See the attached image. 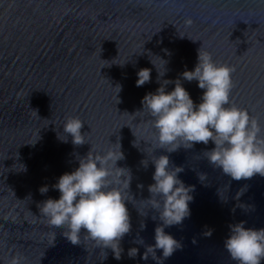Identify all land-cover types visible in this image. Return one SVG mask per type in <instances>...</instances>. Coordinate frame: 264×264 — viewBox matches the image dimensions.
Wrapping results in <instances>:
<instances>
[{"label": "water", "instance_id": "95a60500", "mask_svg": "<svg viewBox=\"0 0 264 264\" xmlns=\"http://www.w3.org/2000/svg\"><path fill=\"white\" fill-rule=\"evenodd\" d=\"M201 47L218 66L234 69L231 103L264 127V0H0V264L17 254L22 264H236L224 240L229 225L241 221L264 229V177L224 175L204 153L211 142L161 149L141 103L162 86L173 91L184 71H194ZM144 68L151 82L136 87ZM182 85L194 104L202 102L197 81ZM68 117L85 122L87 144L58 139H65ZM117 143L125 157L117 167L132 176L130 189L121 186L132 231L119 260L83 232L73 245L38 208L59 199L52 186L92 146L103 154L118 151ZM160 155L184 169L178 178L194 187L193 201L190 217L165 229L180 249L165 260L158 250L145 261L160 224L148 191L151 161ZM131 248L139 249L135 258Z\"/></svg>", "mask_w": 264, "mask_h": 264}, {"label": "clouds", "instance_id": "9594fccd", "mask_svg": "<svg viewBox=\"0 0 264 264\" xmlns=\"http://www.w3.org/2000/svg\"><path fill=\"white\" fill-rule=\"evenodd\" d=\"M233 72L234 69L227 65L218 66L211 54L201 47L194 71H184L181 79L175 81L173 91L167 92L162 86L155 93L146 94L141 103L143 111L147 110L152 117L161 149L172 153L180 149L181 142L190 148L196 144L207 146L211 142L215 147L204 152L211 165L234 181L251 180L257 175L264 177V127L247 110L231 103ZM137 76L136 87H142L151 82V69H141ZM182 81L198 82L203 90L201 103L194 104ZM84 126L85 122L78 117H68L63 125L65 139L59 135L58 139L67 143L71 136L74 146L87 144L89 133H82ZM115 145L118 151L110 149L103 154L94 152L92 146L89 153L79 159V167L63 174L52 186L60 193L59 199L49 198L38 208L48 224L63 229L64 238L73 245L80 244L83 232L97 247L111 249L114 258L119 260L123 251L121 241L132 231L128 201L121 186L130 189L132 176L128 169L117 167V162L125 157L121 145ZM151 162L155 172L154 183L148 187L149 201L159 212L160 224L154 230V245L147 246L143 254L145 261L158 250L165 260L180 249V242L165 229L181 225L190 217L189 205L194 191V187L186 186L178 178L184 169L174 167L168 155L155 157ZM141 163L148 167L146 160ZM125 172L129 173L127 177ZM203 175H199L200 181ZM48 191V186L39 189L41 195ZM245 225V221L229 225L224 248L236 264H264V229L246 228ZM134 242L143 244L142 239ZM138 254L137 248L128 250L129 258ZM22 260L17 254L8 264H22Z\"/></svg>", "mask_w": 264, "mask_h": 264}]
</instances>
